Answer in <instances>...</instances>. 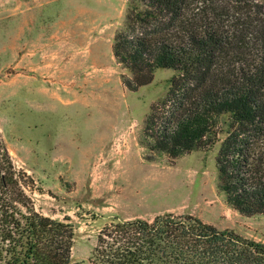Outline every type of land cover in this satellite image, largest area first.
Instances as JSON below:
<instances>
[{
  "label": "rangeland",
  "instance_id": "obj_1",
  "mask_svg": "<svg viewBox=\"0 0 264 264\" xmlns=\"http://www.w3.org/2000/svg\"><path fill=\"white\" fill-rule=\"evenodd\" d=\"M128 0H0V138L35 182L38 212L75 228L73 264H93L112 218L193 215L264 243V216L228 206L220 142L177 159L142 143L151 108L175 71L130 91L113 55ZM225 134L220 135L222 141Z\"/></svg>",
  "mask_w": 264,
  "mask_h": 264
},
{
  "label": "trees",
  "instance_id": "obj_2",
  "mask_svg": "<svg viewBox=\"0 0 264 264\" xmlns=\"http://www.w3.org/2000/svg\"><path fill=\"white\" fill-rule=\"evenodd\" d=\"M113 55L130 91L171 69L142 143L172 159L220 142L219 189L264 216V0H128ZM225 134L220 140V135ZM35 182L0 138V264H73L75 228L38 212ZM93 264H264V243L193 215L120 219L98 232Z\"/></svg>",
  "mask_w": 264,
  "mask_h": 264
}]
</instances>
